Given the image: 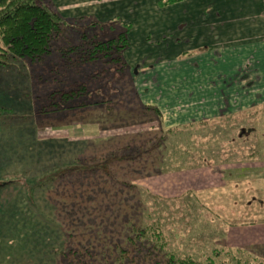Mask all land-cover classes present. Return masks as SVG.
<instances>
[{
  "label": "rangeland",
  "instance_id": "rangeland-1",
  "mask_svg": "<svg viewBox=\"0 0 264 264\" xmlns=\"http://www.w3.org/2000/svg\"><path fill=\"white\" fill-rule=\"evenodd\" d=\"M50 6L54 10L53 5ZM111 8L115 12L119 10L117 6ZM126 17L130 19L126 23L135 25L140 23L136 17ZM119 22L122 23L121 20ZM84 28L86 29L79 26L72 29V36L80 39L79 35L86 33L89 36L94 34L98 39L106 38L97 26L86 25ZM11 73L7 71L6 77L0 82V108L10 110V116H13L11 110L14 111L15 104L18 105L16 100L19 99L22 105L25 104L22 96L16 100L13 98L14 94L20 93L17 84L26 82L27 79L31 82V79L30 77L25 79L22 74L16 77ZM133 92L129 89L128 96L134 95ZM105 97L113 99V95L106 94ZM140 98L139 103L137 101L138 106L144 105L143 98ZM137 105L131 103L127 106L125 98L122 97L116 109L123 119L118 121L107 115L100 116L97 112L84 119V122L72 120L67 128L60 129L61 123H56L58 126L56 130L54 126L49 128L41 126L37 131L36 141L57 140L59 144H64L62 142L65 141L76 142L77 145L65 144L64 148L55 147L52 153H43L40 162L32 163H28L31 150L19 152L18 158H14L8 168V173L23 172L28 176L29 173L39 170L42 165L56 163L59 160L82 159L85 163L101 162L108 153L118 152L128 145H148L149 141L157 136V124L154 118L143 114ZM175 107L173 105L169 109L174 111ZM157 110L159 121L165 129L188 127L186 114L165 116L159 106ZM252 118L262 120L264 112H256ZM236 122L239 127L244 126L240 121ZM2 124L3 119L0 118V134L4 129L1 127ZM221 126L217 124L171 134L165 147L157 150L158 153L153 151L143 156V163L137 161L130 165L122 162L111 164L109 168L116 180L131 184L133 188L128 189L97 178V182L91 186L85 185L81 188L78 185L61 186L57 188L60 195L55 194L51 188L37 194L35 205L43 219L34 211L30 214V219L23 214L22 218L25 217L27 222L24 224V219L19 222V232L15 239L8 233L15 234L13 227L7 232L0 228V264H46L47 260L42 262L41 254L34 255L33 243L27 246L30 255L34 257L28 258L24 241L29 235L31 242L41 243V247L37 249H42L49 257H54L51 248L46 245V237H35L31 230L32 227L36 229V223L44 230L42 227L44 228L46 220L54 224L51 239L55 238L56 248L60 242H66L67 246L74 247L79 244L85 245L87 242L91 244L97 242L112 252L110 238H114V241L121 239L122 237L116 234L125 231L127 227H132L136 222V226L146 229L147 236L154 231L160 232L163 236V241L157 243L158 246L164 244L163 251L160 249L156 252L158 257L164 258V254L173 253L178 258L189 256L204 264L205 257L211 256V251L215 249L222 253V260H227L230 264H235L237 260L241 264H264V167H262L264 152H259L264 145L262 131L264 128L258 124L259 127L256 125L251 131L253 133L251 137L256 140L252 146L256 150L257 158H260L259 163L253 160L248 169L242 172L240 168L246 166L242 149H245L248 141L239 139L236 128L231 130L230 124L227 126L229 130L221 129ZM230 138L235 140V143H226L225 139ZM235 150L238 151V155L232 153ZM221 154L227 157H220ZM237 156L239 160L233 164V168L238 170L236 178L220 181L223 177L215 168H220L221 165L217 167L216 163L230 162V158ZM90 158L93 160L89 161ZM142 164L145 169L139 172ZM257 166L260 167L258 170ZM227 167L232 165L229 163ZM155 169L160 173L155 174L153 171ZM103 175L102 178L106 180L107 177ZM18 187L11 185L0 191V212L6 208L7 203L16 199ZM100 187L103 188V192L94 191L92 200H88L87 195L91 190ZM80 193L81 195H78ZM27 195L29 197L32 195V187H28ZM48 199L51 202L47 201ZM45 200L48 204L44 203ZM25 201L26 199H22V203H19L25 204ZM53 202H57L56 206ZM136 203L140 204V208L134 212ZM133 214L136 216L133 217ZM125 215L129 217L128 221H123ZM240 221H243L242 224H237ZM105 229L109 232H105ZM132 231L136 232V228ZM36 235L40 236L38 233ZM225 250H231V253H228L230 257L224 253Z\"/></svg>",
  "mask_w": 264,
  "mask_h": 264
},
{
  "label": "trees",
  "instance_id": "trees-1",
  "mask_svg": "<svg viewBox=\"0 0 264 264\" xmlns=\"http://www.w3.org/2000/svg\"><path fill=\"white\" fill-rule=\"evenodd\" d=\"M179 1L181 0H166L165 4ZM49 4V0H0V82L6 77L7 71H11L16 77L22 74L25 79L28 77L31 79V82L27 79L26 82L17 84L20 93L14 94L13 98L16 100L22 96L25 104L22 105L19 99L16 100L18 105L15 104V110H11L13 116H10V110L0 108V118L3 119L1 127L4 128L0 135L5 134L0 136V191L7 186H19L16 199L7 203L6 208L0 212V228L7 232L13 227L15 234L8 233L14 239L18 236L19 222L23 219L25 220L23 223L27 222L25 217L30 219L32 211L43 219L35 205L37 194L51 188L55 194L60 195L57 188L61 186L78 185L80 188L85 185L91 186L97 182V178L128 189L133 188L131 184L117 181L109 166L117 162L129 165L137 161L143 163V156L165 147L171 134L216 125L204 121L188 127L165 129L159 121V112L156 108L137 105L139 97L123 58L124 51L129 47L130 24H123L117 20L109 24L85 20L69 22L62 19ZM86 25L97 26L106 38L98 39L94 34L89 36L82 33L79 35L80 39L77 37L75 39V36H72V29L79 26L86 29L84 28ZM129 89L131 92L134 91V95L130 97ZM106 94L113 95V99H107ZM118 96L125 98L127 106L134 103L143 114L155 119L157 136L151 139L148 145H128L118 152L108 153L101 162L85 163L82 159L59 160L56 163L42 165L39 170L29 173L28 176L23 172L8 173V168L13 159L18 158L19 152L31 150L28 163H32L40 162L43 153L50 154L55 147L64 148L65 144L77 145L76 142L65 141L62 142L64 144H59L57 140L36 141V134L41 126L48 128L54 126L56 130L57 124L61 123L60 129L67 128L72 120L84 122V119L97 112L100 116L107 115L117 121L123 119L116 109L121 100ZM66 122L68 124H65ZM92 160L93 158L89 159ZM144 169L142 164L138 171L143 172ZM153 171L155 174L160 173L156 169ZM103 174L107 177L106 180L102 178ZM28 187H32L30 197L27 195ZM94 191L101 193L103 188L91 190L87 195L88 200H92ZM22 199H26L25 204H20ZM47 201L44 203L48 204ZM56 204L57 202H53L54 206ZM139 208L140 204L136 203L134 212ZM23 214L26 216L22 218ZM135 216L136 214H133V217ZM12 219L14 225L11 224ZM128 220L129 217L125 215L123 221ZM44 222L45 226L42 227L44 230L36 223V229L31 228L32 234L39 238L46 237V245L51 248L54 257H49L48 253L37 249L41 247V243L31 242V235L24 237V242L28 258L34 257L30 255L27 246L33 243L34 255L41 254L42 262L46 259V264H200L189 256L178 258L173 253L164 254V258L158 257L156 252L160 249L163 251L164 244L158 246L157 243L163 241V236L158 231L147 236L146 229L136 226V222L119 234L113 232L122 238L115 241L114 238H110L112 252L97 242L92 244L87 242L77 247L60 242L56 248L55 238L51 239L54 224L48 220ZM133 228H136V232L132 231ZM104 231L109 232L108 229ZM47 246L43 245L45 248ZM224 253L230 257L228 253H231V250H225ZM221 254L218 250H212L211 256L205 257L204 264H230L229 261L222 260ZM235 264L241 263L237 260Z\"/></svg>",
  "mask_w": 264,
  "mask_h": 264
},
{
  "label": "crops",
  "instance_id": "crops-1",
  "mask_svg": "<svg viewBox=\"0 0 264 264\" xmlns=\"http://www.w3.org/2000/svg\"><path fill=\"white\" fill-rule=\"evenodd\" d=\"M49 2L69 22L109 24L118 19L130 24L129 47L123 58L144 106H159L165 116L186 114L188 125L206 121L228 129L230 124L239 139L248 141L242 149L246 166L240 170H247L253 160L259 163L251 131L258 124L264 128V119L252 118L264 112V0ZM114 6L119 7L117 12ZM126 16L136 17L141 24L126 23L130 20ZM173 105L174 111L169 109ZM225 141L235 143L232 138ZM261 149L264 152V145ZM232 153L238 155L237 150ZM233 158L216 163L221 165L215 168L223 177L220 181L236 178L238 170L233 164L239 158ZM229 163L232 167H227Z\"/></svg>",
  "mask_w": 264,
  "mask_h": 264
}]
</instances>
